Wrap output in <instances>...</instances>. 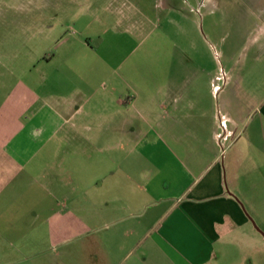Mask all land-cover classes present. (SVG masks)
Masks as SVG:
<instances>
[{
  "label": "crops",
  "instance_id": "crops-1",
  "mask_svg": "<svg viewBox=\"0 0 264 264\" xmlns=\"http://www.w3.org/2000/svg\"><path fill=\"white\" fill-rule=\"evenodd\" d=\"M225 2L64 1L74 21L106 14L117 21L113 27L102 23L104 33L91 40L79 28L65 45L67 54L58 58L70 78L85 79L83 68H93L86 81L66 94L33 93L22 83L16 103L35 104L33 120L21 124L24 110L17 109L12 122L0 117V222L18 228L24 211L33 213L35 247L49 244L35 259L264 264V0H238L246 9L222 12V23L215 24L216 8ZM131 14L148 26L133 22ZM231 19L240 25L232 26ZM125 20L133 32L160 29L162 48V35H176L177 60L170 55L159 62L176 67L175 94L171 78L159 81L155 93L150 87L145 94H119L114 86L123 61L72 60L76 51L105 50L112 41L108 35L118 34ZM217 26L227 67L219 94L210 89L214 65L206 72L196 58L212 54L215 63L218 44L211 36ZM186 62L194 66L185 83L192 93L185 94ZM122 77L130 82V76ZM93 79L101 80L96 85ZM106 83L109 89L102 88ZM201 84L208 94L200 92ZM25 180L35 186V203L27 207ZM12 185L15 198L7 203L5 191ZM41 230L47 232L42 240Z\"/></svg>",
  "mask_w": 264,
  "mask_h": 264
},
{
  "label": "rangeland",
  "instance_id": "rangeland-1",
  "mask_svg": "<svg viewBox=\"0 0 264 264\" xmlns=\"http://www.w3.org/2000/svg\"><path fill=\"white\" fill-rule=\"evenodd\" d=\"M65 0H0V45L3 54L0 61V117L7 118L8 122H12L14 113L17 110H24L20 123L28 125L33 120L35 112V104H28L29 106H19L16 99L19 97L16 94H23L21 84L26 85L31 92L38 94H66L70 92L75 85L86 81L90 76L92 69L85 67V79L80 80L78 76L69 77L70 73L58 58L64 57L67 54L65 45L71 39L72 34H76L79 28L85 30L83 37L91 40L97 33H104L102 23L113 27L117 21L115 16L103 15L101 19L95 20V16H88L86 19H78L74 21L70 19V15L64 12ZM215 24L222 23V12H240L245 10L244 4L238 0H226L220 8H216ZM221 13V14H219ZM133 22L145 25V20L141 15L131 14ZM123 21V20H122ZM154 21V20H153ZM235 25L239 26V20H230ZM77 22V26L76 23ZM118 34L108 35L112 41L110 45L103 51L83 50L76 51L72 60H94L100 58H113L123 64L120 68L119 80L114 86L119 94H145L151 87L153 93L157 91L158 83L165 82L167 78L173 83L171 84V93L174 91V80L176 77V67H163L161 62L166 57L170 60V55L177 60L179 54L176 50V35L174 33L168 34L163 40H166L164 48L160 46L165 44L160 39V29L157 30H142L141 32H133L127 30V20L124 22ZM214 24V26H215ZM254 24L253 26H255ZM148 26V23H147ZM207 27V25H206ZM127 30L128 32H125ZM123 31L124 34L121 32ZM152 31V32H151ZM150 32V37H149ZM96 33V34H95ZM101 35V34H100ZM149 37V38H148ZM213 41L217 43V50L215 53V63L212 60V54L205 53L203 56L196 57L199 59V68L211 69L214 65L215 78L210 84L211 91L219 94L223 91L226 78L227 67L223 58V34L219 27H216V34L212 35ZM147 39L146 43L145 40ZM73 40V39H72ZM70 42H72L70 40ZM74 42V40H73ZM184 58L191 62L193 55L186 51ZM166 55H169L166 56ZM1 56V55H0ZM57 58L52 64H47L45 58ZM195 57V56H194ZM186 62V66L181 69V80L184 86V93L188 91V85L185 84L189 74L191 75V66L194 64ZM172 71V72H171ZM179 72V71H178ZM130 76L123 81V75ZM129 75V76H128ZM207 77V73L205 75ZM117 78H115L116 80ZM101 79H93V83L98 85ZM165 80V81H163ZM207 83V78L205 79ZM91 80H89V83ZM167 82V81H166ZM205 83V82H203ZM168 85V83H167ZM21 86V87H20ZM103 89H109V84H103ZM208 86L201 84L200 92L208 94ZM192 93V91H188ZM187 92V93H188ZM13 114V115H12ZM2 120V119H0ZM28 183V188H24V196L22 205L27 207L33 205L35 202V186L30 188L31 180H25ZM30 182V183H29ZM7 188L5 191L4 201L8 203L13 197V188ZM14 201V200H13ZM23 207V208H24ZM8 214H12L11 210ZM21 227L7 225V221L0 222V264H42L43 260L35 259V253L39 250L48 251L49 244L38 243V248L35 247V226L34 215L31 211H24L20 220ZM40 238L47 236L46 231H40ZM19 237L18 239H16ZM47 261V260H46Z\"/></svg>",
  "mask_w": 264,
  "mask_h": 264
}]
</instances>
